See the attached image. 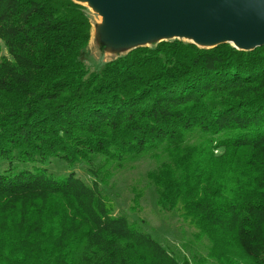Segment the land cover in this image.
<instances>
[{"label":"trees","instance_id":"obj_1","mask_svg":"<svg viewBox=\"0 0 264 264\" xmlns=\"http://www.w3.org/2000/svg\"><path fill=\"white\" fill-rule=\"evenodd\" d=\"M90 15L0 0V264H264V45L169 39L90 72ZM142 157L204 254L180 258L114 213L109 180Z\"/></svg>","mask_w":264,"mask_h":264},{"label":"water","instance_id":"obj_2","mask_svg":"<svg viewBox=\"0 0 264 264\" xmlns=\"http://www.w3.org/2000/svg\"><path fill=\"white\" fill-rule=\"evenodd\" d=\"M101 22L97 33L112 50L169 39L240 50L264 45V0H73Z\"/></svg>","mask_w":264,"mask_h":264},{"label":"rangeland","instance_id":"obj_3","mask_svg":"<svg viewBox=\"0 0 264 264\" xmlns=\"http://www.w3.org/2000/svg\"><path fill=\"white\" fill-rule=\"evenodd\" d=\"M90 13L92 32L84 60L90 72H99L106 61L119 53L126 52V50L115 51L101 43L97 33V26L100 24L101 19L92 10H90ZM4 164L0 162V170ZM22 166L26 167V165ZM47 166L57 177H63L66 173L72 171L69 166L58 158L50 161ZM153 166L151 158L142 157L129 161L123 167L114 171V176L109 180L107 191L115 203L114 213L128 215L130 222L135 220L141 228L148 231L180 258L186 256L191 260V255L194 253L204 254L202 247L201 249L198 248L200 244H194L195 241L191 234L193 229L179 219L177 214L172 215V213L162 212L163 210L157 204V195L153 186L146 179V172ZM74 171L77 176L88 182L90 181L85 167L82 165L76 166ZM136 198L137 202H134Z\"/></svg>","mask_w":264,"mask_h":264},{"label":"bare ground","instance_id":"obj_4","mask_svg":"<svg viewBox=\"0 0 264 264\" xmlns=\"http://www.w3.org/2000/svg\"><path fill=\"white\" fill-rule=\"evenodd\" d=\"M98 18V17H97ZM98 20V19H97ZM97 20H96V22H97ZM100 22V21H99Z\"/></svg>","mask_w":264,"mask_h":264}]
</instances>
